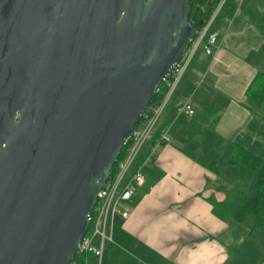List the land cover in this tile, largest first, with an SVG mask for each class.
Segmentation results:
<instances>
[{
	"label": "water",
	"instance_id": "1",
	"mask_svg": "<svg viewBox=\"0 0 264 264\" xmlns=\"http://www.w3.org/2000/svg\"><path fill=\"white\" fill-rule=\"evenodd\" d=\"M192 0H0V264H70L126 138L205 20Z\"/></svg>",
	"mask_w": 264,
	"mask_h": 264
},
{
	"label": "crops",
	"instance_id": "2",
	"mask_svg": "<svg viewBox=\"0 0 264 264\" xmlns=\"http://www.w3.org/2000/svg\"><path fill=\"white\" fill-rule=\"evenodd\" d=\"M260 1L255 17L243 16L244 2L229 4L217 21L213 53L196 52L149 144L162 135L169 140L158 143L145 167L129 217H116L101 264H264V230L253 219L239 222L215 210L227 200L226 189L248 187L254 179L247 167L231 162L237 148L264 159V118L246 96L264 72ZM235 26L237 33L231 32ZM187 103L193 115L180 110ZM144 158L143 151L123 186Z\"/></svg>",
	"mask_w": 264,
	"mask_h": 264
},
{
	"label": "built area",
	"instance_id": "3",
	"mask_svg": "<svg viewBox=\"0 0 264 264\" xmlns=\"http://www.w3.org/2000/svg\"><path fill=\"white\" fill-rule=\"evenodd\" d=\"M229 1L220 0L209 19L205 20L204 25L200 28L191 44L184 51L181 58L172 65L170 72L158 88L157 93L162 86V88H166L164 98L160 102L149 104L140 122L124 142L123 147H126L127 155L124 159L118 160L114 177H110L100 191L96 206L89 215L90 227L80 245L79 252H85L96 257L98 264L102 263L106 244L113 240L112 227L116 217L121 215L126 219L130 215L129 202L137 192V189L146 181L144 169L154 161L157 155L158 143L169 140L167 136L162 135L157 144H149L167 103L183 79L200 47H203L207 54L213 53L219 36V32L214 27L225 8L229 5ZM244 1L235 0V3L241 5ZM180 110L189 115L195 113L191 103L183 105ZM143 151L145 152L144 161L127 181L126 185L123 186L125 178ZM96 240L99 242L97 243Z\"/></svg>",
	"mask_w": 264,
	"mask_h": 264
},
{
	"label": "trees",
	"instance_id": "4",
	"mask_svg": "<svg viewBox=\"0 0 264 264\" xmlns=\"http://www.w3.org/2000/svg\"><path fill=\"white\" fill-rule=\"evenodd\" d=\"M195 1V8L193 3ZM191 6L190 20L195 22L204 19L208 20L220 0H194ZM264 1V0H263ZM235 2L230 0L229 4ZM224 14H221V16ZM261 28L264 33V16L261 21ZM163 87V86H162ZM152 99L151 104L160 102L165 95L166 88H162ZM246 96L255 104L257 114L264 118V72H259L252 80L247 88ZM127 155V149L124 146L120 154L119 160H122ZM233 164H240L252 171L254 179L248 187H233L228 188L227 200L221 203L216 211H222L231 214L232 217L244 222L248 219H253L255 228L264 230V159H261L245 149L237 148V151L231 157ZM116 166L114 167L111 178L114 177ZM92 255L79 252L73 258L70 264H88L91 262Z\"/></svg>",
	"mask_w": 264,
	"mask_h": 264
},
{
	"label": "rangeland",
	"instance_id": "5",
	"mask_svg": "<svg viewBox=\"0 0 264 264\" xmlns=\"http://www.w3.org/2000/svg\"><path fill=\"white\" fill-rule=\"evenodd\" d=\"M244 5L242 6V7H240V9L241 10H243V16H249L250 17V14H252L253 15V17H255V15H257L256 13H255V6L256 5H258L259 6V8L261 7L262 8V5H263V3L260 1V0H250V1H246V2H244L243 3ZM193 7L195 8V1H194V3H193ZM237 7L239 8V6L237 5ZM258 8V9H259ZM249 10V11H248ZM254 10V11H253ZM252 12V13H251ZM242 18V17H241ZM240 18V19H241ZM256 20V19H255ZM254 20V21H255ZM253 21V22H254ZM251 24V23H250ZM216 25H217V22H216ZM216 25H215V29H216ZM237 26V25H236ZM236 26L231 30V32L233 31V33H237L238 31H240V28L239 27H237L236 28ZM251 26H253L254 27V25L252 24ZM255 28V27H254ZM201 51H202V48H200L199 49V51H198V54H200L201 53ZM255 52H250V59H255L256 61H257V59H258V57L257 56H255ZM252 175V174H251Z\"/></svg>",
	"mask_w": 264,
	"mask_h": 264
},
{
	"label": "flooded vegetation",
	"instance_id": "6",
	"mask_svg": "<svg viewBox=\"0 0 264 264\" xmlns=\"http://www.w3.org/2000/svg\"><path fill=\"white\" fill-rule=\"evenodd\" d=\"M194 0H192L191 2H190V4L193 2ZM190 19V18H189ZM191 21V23H193L194 21L193 20H190Z\"/></svg>",
	"mask_w": 264,
	"mask_h": 264
}]
</instances>
